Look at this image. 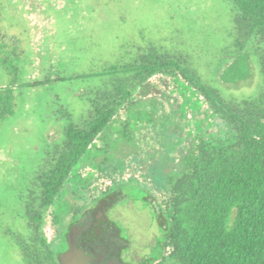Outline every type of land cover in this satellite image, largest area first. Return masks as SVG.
Instances as JSON below:
<instances>
[{"label":"rangeland","instance_id":"374dc122","mask_svg":"<svg viewBox=\"0 0 264 264\" xmlns=\"http://www.w3.org/2000/svg\"><path fill=\"white\" fill-rule=\"evenodd\" d=\"M234 14L231 0H0V34L16 37L22 52L19 82L66 77L18 87L15 114L0 126V264H25L14 240L27 234L19 192L62 138L68 119L59 106L77 120L88 109L84 92L110 78L95 74L153 49L181 55L223 97L258 92L253 45H241L240 38L236 44ZM9 81L0 66V85ZM126 111L89 146L46 212L43 228L51 244L62 238L74 211L119 182L127 197L110 216L132 251L144 247L153 255L159 229L139 185L152 184L166 168L175 170L198 139L226 131L204 96L179 75L150 77Z\"/></svg>","mask_w":264,"mask_h":264},{"label":"trees","instance_id":"16d2710c","mask_svg":"<svg viewBox=\"0 0 264 264\" xmlns=\"http://www.w3.org/2000/svg\"><path fill=\"white\" fill-rule=\"evenodd\" d=\"M231 2L236 44L253 45L261 76L258 92L239 99L223 97L187 67L181 55L153 49L95 74L110 78L84 92L88 109L77 120H70L66 108L59 106L57 111L68 119L62 138L45 151L43 162L19 192L27 234L14 235V240L25 264H60L66 232L87 206L77 215L71 211L62 238L55 243L53 237V244L44 233L46 212L89 146L106 128H113L121 112L130 107L134 92L158 74L179 75L195 87L226 131L190 145L175 170L166 168L157 176L158 168L150 169L155 175L152 184H137L142 196L146 191L156 195L163 222V253L153 264H264V0ZM21 58L18 39L0 34V66L10 77L0 85V126L15 114L18 87L66 79L56 76L20 83Z\"/></svg>","mask_w":264,"mask_h":264},{"label":"flooded vegetation","instance_id":"af4514ba","mask_svg":"<svg viewBox=\"0 0 264 264\" xmlns=\"http://www.w3.org/2000/svg\"><path fill=\"white\" fill-rule=\"evenodd\" d=\"M124 189V183L108 184L103 190L98 191L96 198L84 209V211L91 209L94 219L92 225L82 234L83 244L102 239L109 256L117 257L121 264H153L163 253L161 245L163 222L159 216L157 197L152 192L147 191L142 196L144 201L146 200L147 203L152 205L153 217L159 229L155 252L153 255H149L148 250L144 251V247L139 251H132L128 236L123 234L122 227L115 223L110 216L111 210L127 197ZM152 246H149V248Z\"/></svg>","mask_w":264,"mask_h":264},{"label":"water","instance_id":"95a60500","mask_svg":"<svg viewBox=\"0 0 264 264\" xmlns=\"http://www.w3.org/2000/svg\"><path fill=\"white\" fill-rule=\"evenodd\" d=\"M91 209H86L66 232L67 247L59 255L60 264H121L119 259L109 256L102 239L83 244L82 234L93 223Z\"/></svg>","mask_w":264,"mask_h":264}]
</instances>
